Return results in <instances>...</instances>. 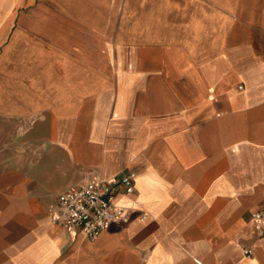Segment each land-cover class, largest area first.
Returning <instances> with one entry per match:
<instances>
[{"label":"crops","instance_id":"obj_1","mask_svg":"<svg viewBox=\"0 0 264 264\" xmlns=\"http://www.w3.org/2000/svg\"><path fill=\"white\" fill-rule=\"evenodd\" d=\"M131 1L0 0V264H264V0ZM130 171L127 222L53 221Z\"/></svg>","mask_w":264,"mask_h":264},{"label":"built area","instance_id":"obj_2","mask_svg":"<svg viewBox=\"0 0 264 264\" xmlns=\"http://www.w3.org/2000/svg\"><path fill=\"white\" fill-rule=\"evenodd\" d=\"M136 176V172L130 171L119 177L94 178L69 187L57 197L52 212L53 221L73 235L81 233L90 241L96 240L111 224L128 221L125 208L113 199L121 190L130 188ZM251 221L257 224L252 234L264 236V199L259 208L251 213ZM244 254L253 255L249 248L244 249Z\"/></svg>","mask_w":264,"mask_h":264},{"label":"rangeland","instance_id":"obj_3","mask_svg":"<svg viewBox=\"0 0 264 264\" xmlns=\"http://www.w3.org/2000/svg\"><path fill=\"white\" fill-rule=\"evenodd\" d=\"M132 2V1H131ZM176 2L179 4V5H191L194 9V11L192 13L190 12H179V15H188V14H192V17L194 19H201V15L204 14V16L206 15V13H202L199 11V8H196L199 4L202 3V0H176ZM204 3L206 2V0L203 1ZM208 2L211 4V5H217V4H220V5H224V6H228L230 4L233 3V0H208ZM133 4H138V5H142L143 3L146 5V7H150L149 5H152L154 3V0H134L132 2ZM135 7V6H134ZM131 14H142V12H134ZM148 14H152V13H148L146 12V15ZM208 16H209V19L211 20V23H210V32H211V36L213 35V30L216 26L215 23H213V21H217L218 20V16H217V12L216 11H209L208 13Z\"/></svg>","mask_w":264,"mask_h":264}]
</instances>
